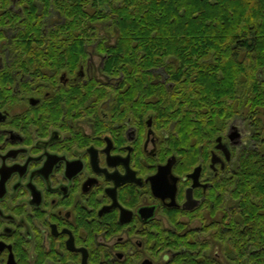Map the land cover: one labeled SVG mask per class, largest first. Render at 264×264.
<instances>
[{"label":"flooded vegetation","instance_id":"1","mask_svg":"<svg viewBox=\"0 0 264 264\" xmlns=\"http://www.w3.org/2000/svg\"><path fill=\"white\" fill-rule=\"evenodd\" d=\"M22 1L0 8V264H264L249 236L232 245L230 222L232 168L264 147L263 106L185 146L157 94L136 102L133 63L107 60L114 30L96 24L109 44L82 51L17 45Z\"/></svg>","mask_w":264,"mask_h":264},{"label":"trees","instance_id":"2","mask_svg":"<svg viewBox=\"0 0 264 264\" xmlns=\"http://www.w3.org/2000/svg\"><path fill=\"white\" fill-rule=\"evenodd\" d=\"M22 2L28 6L13 39L17 45H70L82 51L84 44H109L94 39L96 24L114 30L107 60L133 63L136 102L146 92L157 94V113L174 124L185 146L221 134L244 103L253 111L264 107V0ZM9 3L0 0V8ZM27 54L29 60L38 58ZM159 68L167 74L165 83L152 81ZM232 174V245L242 252L247 243L240 240L249 236L262 247L264 263V147L238 155ZM242 222L248 223L246 234Z\"/></svg>","mask_w":264,"mask_h":264},{"label":"rangeland","instance_id":"3","mask_svg":"<svg viewBox=\"0 0 264 264\" xmlns=\"http://www.w3.org/2000/svg\"><path fill=\"white\" fill-rule=\"evenodd\" d=\"M105 28H103L102 29V31H101V33L103 32V30H104ZM111 30V29H110ZM158 71H162V70H158ZM160 74H161V72H159ZM262 119H263V121H264V107H263V111H262ZM223 214H222V211H218L217 213H216V220H220L222 217Z\"/></svg>","mask_w":264,"mask_h":264}]
</instances>
